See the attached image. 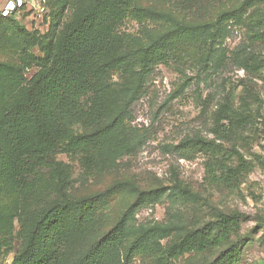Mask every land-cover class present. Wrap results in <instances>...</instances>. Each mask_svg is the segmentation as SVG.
Wrapping results in <instances>:
<instances>
[{
	"label": "rangeland",
	"instance_id": "1",
	"mask_svg": "<svg viewBox=\"0 0 264 264\" xmlns=\"http://www.w3.org/2000/svg\"><path fill=\"white\" fill-rule=\"evenodd\" d=\"M92 0L59 6L42 0L45 10H22L14 19L0 18V117L24 95L28 82L39 72L35 65L27 82L16 77L24 51L38 57L53 55L61 30L76 21ZM212 0L198 9H182L171 0H129L130 8L143 9L119 20L116 52L141 54L162 39L168 42L166 61L136 68L133 73L112 72L107 96L109 114L121 123L111 134V145L96 155L93 173L85 180L81 155L55 152L73 171V185L59 194L49 170L38 169L20 186L3 174L0 185V264H12L24 244L21 221L53 201H75L104 192L98 209L99 226L92 233L58 234L65 258L73 261L117 223L141 197L134 211L133 229L125 249L153 225L192 229L213 216L216 209L244 214L240 241L244 264H264V39H255L243 20L262 0ZM2 0H0V6ZM125 43V45H124ZM26 51V52H27ZM212 55L211 60H209ZM215 142L237 165V152L248 163L233 189L211 181L209 153L194 150L187 158L170 148L183 139ZM0 144L7 148L0 133ZM106 191V192H105ZM174 233L160 240L169 245ZM195 255L175 264H192ZM127 264H155L152 254L135 253Z\"/></svg>",
	"mask_w": 264,
	"mask_h": 264
},
{
	"label": "trees",
	"instance_id": "2",
	"mask_svg": "<svg viewBox=\"0 0 264 264\" xmlns=\"http://www.w3.org/2000/svg\"><path fill=\"white\" fill-rule=\"evenodd\" d=\"M171 1L182 9L192 10L212 0ZM59 2L63 8L76 0ZM129 5V0H92L76 21L61 30L53 55L38 57L31 50L23 52L16 77L27 82L30 68L37 65L40 70L28 82L24 95L0 117V133L7 144L5 149L0 144V185L4 173L24 186L38 169L46 168L56 191L65 194L73 185V171L65 161L56 160L57 151L73 157L81 155L85 180L93 173L95 153L111 145L112 131L122 120L115 116L105 123L109 118L107 96L112 72L119 69L133 73L138 67L148 71L149 66L164 62L169 56L168 42L162 39L147 46L140 55L127 52L126 46L123 52L115 51L120 38L119 20L136 11L143 16L142 8L135 11ZM18 15L3 16L0 6L1 19H14ZM242 20L253 38L263 40L264 0ZM170 148L179 152L181 158H187L194 150L209 153L210 179L226 189H233L248 168L238 152V163L234 166L229 162L231 153L225 155L215 142L200 138L183 139ZM104 196V192H98L75 201L58 199L23 219L24 244L15 253L12 264H127L135 253L152 254L155 264H175L188 254L200 257L192 264L245 263V247L240 241L244 214L221 209H216L210 219L192 229L153 225L125 249L123 260L116 261L115 250L124 245L133 229L132 218L141 197H137L122 218L91 243L85 253L68 261L62 244L57 242L58 234L96 231L98 209ZM171 233L176 239L162 245L160 240Z\"/></svg>",
	"mask_w": 264,
	"mask_h": 264
},
{
	"label": "built area",
	"instance_id": "3",
	"mask_svg": "<svg viewBox=\"0 0 264 264\" xmlns=\"http://www.w3.org/2000/svg\"><path fill=\"white\" fill-rule=\"evenodd\" d=\"M29 6L30 9L45 10V6L42 5V0H2L1 14L3 16H14L20 13L23 8Z\"/></svg>",
	"mask_w": 264,
	"mask_h": 264
}]
</instances>
